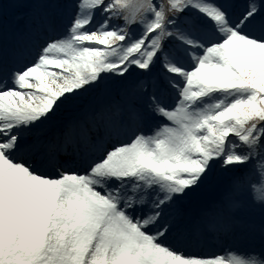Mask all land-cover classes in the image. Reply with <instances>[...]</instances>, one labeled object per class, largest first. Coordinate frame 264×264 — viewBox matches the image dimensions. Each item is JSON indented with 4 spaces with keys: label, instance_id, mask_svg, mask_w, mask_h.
<instances>
[{
    "label": "snow or ice",
    "instance_id": "1",
    "mask_svg": "<svg viewBox=\"0 0 264 264\" xmlns=\"http://www.w3.org/2000/svg\"><path fill=\"white\" fill-rule=\"evenodd\" d=\"M0 264H264V0H0Z\"/></svg>",
    "mask_w": 264,
    "mask_h": 264
},
{
    "label": "rangeland",
    "instance_id": "2",
    "mask_svg": "<svg viewBox=\"0 0 264 264\" xmlns=\"http://www.w3.org/2000/svg\"><path fill=\"white\" fill-rule=\"evenodd\" d=\"M56 71H59V69H57Z\"/></svg>",
    "mask_w": 264,
    "mask_h": 264
}]
</instances>
